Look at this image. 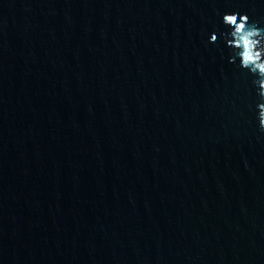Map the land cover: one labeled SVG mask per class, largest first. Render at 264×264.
<instances>
[{
  "label": "water",
  "instance_id": "1",
  "mask_svg": "<svg viewBox=\"0 0 264 264\" xmlns=\"http://www.w3.org/2000/svg\"><path fill=\"white\" fill-rule=\"evenodd\" d=\"M229 12L264 28V0H0V264H264Z\"/></svg>",
  "mask_w": 264,
  "mask_h": 264
},
{
  "label": "clouds",
  "instance_id": "2",
  "mask_svg": "<svg viewBox=\"0 0 264 264\" xmlns=\"http://www.w3.org/2000/svg\"><path fill=\"white\" fill-rule=\"evenodd\" d=\"M224 16L229 19H236L237 24L235 31L240 32L241 29H247L242 37L245 63L258 61L256 63V68H258L260 72L264 73V61H260L259 59L260 54L264 53V28H260L257 22H248L247 14L241 15L237 12H229L225 13ZM238 16L239 19H237ZM249 37H251V39H249ZM258 39L260 43L259 52H254L253 48L257 44Z\"/></svg>",
  "mask_w": 264,
  "mask_h": 264
},
{
  "label": "trees",
  "instance_id": "3",
  "mask_svg": "<svg viewBox=\"0 0 264 264\" xmlns=\"http://www.w3.org/2000/svg\"><path fill=\"white\" fill-rule=\"evenodd\" d=\"M254 48L256 49V50H258L259 51V48H260V43L259 42H257V44L254 46ZM262 54V56L264 57V53H261Z\"/></svg>",
  "mask_w": 264,
  "mask_h": 264
},
{
  "label": "snow or ice",
  "instance_id": "4",
  "mask_svg": "<svg viewBox=\"0 0 264 264\" xmlns=\"http://www.w3.org/2000/svg\"><path fill=\"white\" fill-rule=\"evenodd\" d=\"M211 38H212V40H216V39H217V37H216V36H212Z\"/></svg>",
  "mask_w": 264,
  "mask_h": 264
}]
</instances>
